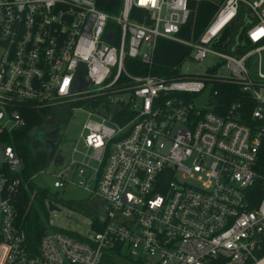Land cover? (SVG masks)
I'll return each instance as SVG.
<instances>
[{"label": "built area", "instance_id": "2783aa9c", "mask_svg": "<svg viewBox=\"0 0 264 264\" xmlns=\"http://www.w3.org/2000/svg\"><path fill=\"white\" fill-rule=\"evenodd\" d=\"M200 1L214 11L181 37ZM160 38L188 48L176 74H130L125 59L151 65ZM207 54L209 71L180 73ZM79 103L87 119L53 186L96 196L89 231L46 225L29 245L14 205L22 160L0 141V264H264V0H122L115 14L0 0V134L28 109L45 123Z\"/></svg>", "mask_w": 264, "mask_h": 264}, {"label": "trees", "instance_id": "16d2710c", "mask_svg": "<svg viewBox=\"0 0 264 264\" xmlns=\"http://www.w3.org/2000/svg\"><path fill=\"white\" fill-rule=\"evenodd\" d=\"M96 0L98 8L115 14L121 7L122 0ZM192 12L188 23L180 32L184 38H195L206 21L214 11V4L211 2H194L191 5ZM188 54V48L180 43L160 38L156 42L151 65H146L140 60L126 58V69L130 74L143 76L146 74L157 76H174L178 64ZM233 89L237 87L233 86ZM26 124L12 133L0 134V141L11 145L22 160L23 168L19 174L20 186L15 195L14 205L17 212V223L26 234L27 242L33 248L46 229L45 218L47 208L45 199H48L46 191L36 189L31 185L32 175L44 168L47 163V155L39 146L30 143L29 134L44 124V111L28 109L24 111ZM119 122H123L119 120ZM258 167L264 169V145L259 152ZM77 207L81 206L76 204Z\"/></svg>", "mask_w": 264, "mask_h": 264}, {"label": "rangeland", "instance_id": "374dc122", "mask_svg": "<svg viewBox=\"0 0 264 264\" xmlns=\"http://www.w3.org/2000/svg\"><path fill=\"white\" fill-rule=\"evenodd\" d=\"M218 61V57L211 54H207L200 61L187 59L180 64L179 71L182 74H203L209 71ZM216 72L221 75H227L228 69L224 65H220L216 69ZM119 97L125 99L127 98V94H119ZM75 106L80 107V109H73L70 112L63 109V112H57V116H64L66 120L62 135L63 139L57 146V151L65 159L69 156L74 140L77 138L82 124L86 121L87 111L90 108V106L83 103ZM53 117L54 115L50 117V120ZM49 121L45 122L44 125H47ZM44 125L39 126L33 131V134L36 137L38 136V140H41L40 132H43ZM59 169V165L50 161L30 178L33 187L46 191L48 194V199L44 201L47 208V216L44 219L45 224L50 231L56 230L82 235L86 234L89 231V220L92 217L91 209L93 207L91 208V206L96 202V196L71 183L55 188L53 186L54 175ZM72 179L75 180L74 177ZM48 201H52L58 210L49 211L47 206ZM77 203L81 206L77 207ZM97 209L100 210L99 205H97Z\"/></svg>", "mask_w": 264, "mask_h": 264}, {"label": "water", "instance_id": "95a60500", "mask_svg": "<svg viewBox=\"0 0 264 264\" xmlns=\"http://www.w3.org/2000/svg\"><path fill=\"white\" fill-rule=\"evenodd\" d=\"M111 3H115L116 1L115 0H110ZM106 39L108 41H111V35L108 34L106 35ZM242 53L241 50H237L236 51V54L240 55ZM53 110H56V109H53ZM59 128L58 127L57 129H55V131H52L50 134H49V138L48 140L46 141L45 140V136L47 135V133H45L44 131L43 132H40V139L41 140H38V136L36 137L35 134H33V132H31L29 134V139H30V143L32 145H35V146H38L39 145V141H42L46 144V142L49 144V151L47 153V163L52 161L54 164L56 165H59L61 162H62V159H63V156L57 152L56 150V142H57V133L59 131ZM47 206H48V210L49 211H54V210H58L57 206L52 202V201H48L47 202Z\"/></svg>", "mask_w": 264, "mask_h": 264}, {"label": "flooded vegetation", "instance_id": "af4514ba", "mask_svg": "<svg viewBox=\"0 0 264 264\" xmlns=\"http://www.w3.org/2000/svg\"><path fill=\"white\" fill-rule=\"evenodd\" d=\"M59 111L61 113V112H63V109L60 108V109L55 110V112L53 113L54 117L52 118V120H50L47 125H44L43 126V131L45 133H47V135L45 136V140L46 141L49 138V134L52 131H55V129H57L58 127H60L59 128V131L57 133V137H56V139H57V142H56V150H57V146L59 145L60 141H62V139H63L62 135H63V131H64L65 124H66L65 123L66 120H65V117L64 116H60V115L57 116V112H59ZM38 146L47 155V153L49 151V147H50L49 144L47 142L45 144L44 142L39 141V145Z\"/></svg>", "mask_w": 264, "mask_h": 264}]
</instances>
